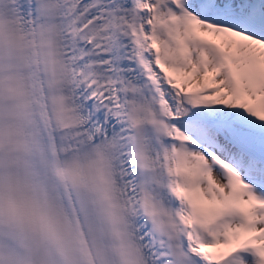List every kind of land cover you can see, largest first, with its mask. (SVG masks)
Segmentation results:
<instances>
[{
  "label": "snow or ice",
  "instance_id": "1",
  "mask_svg": "<svg viewBox=\"0 0 264 264\" xmlns=\"http://www.w3.org/2000/svg\"><path fill=\"white\" fill-rule=\"evenodd\" d=\"M0 264H264V0H0Z\"/></svg>",
  "mask_w": 264,
  "mask_h": 264
}]
</instances>
